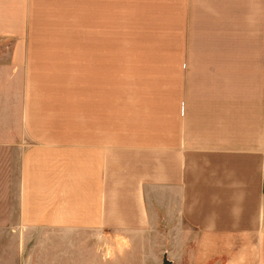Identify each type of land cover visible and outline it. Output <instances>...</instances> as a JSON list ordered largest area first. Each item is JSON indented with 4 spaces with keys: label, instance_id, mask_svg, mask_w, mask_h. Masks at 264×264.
I'll list each match as a JSON object with an SVG mask.
<instances>
[{
    "label": "crops",
    "instance_id": "1",
    "mask_svg": "<svg viewBox=\"0 0 264 264\" xmlns=\"http://www.w3.org/2000/svg\"><path fill=\"white\" fill-rule=\"evenodd\" d=\"M0 264H264V0H0Z\"/></svg>",
    "mask_w": 264,
    "mask_h": 264
}]
</instances>
